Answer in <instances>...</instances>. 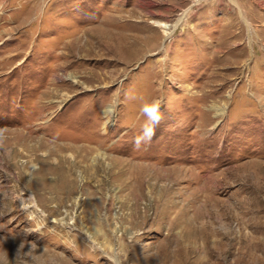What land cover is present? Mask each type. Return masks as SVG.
<instances>
[{
    "label": "rangeland",
    "instance_id": "374dc122",
    "mask_svg": "<svg viewBox=\"0 0 264 264\" xmlns=\"http://www.w3.org/2000/svg\"><path fill=\"white\" fill-rule=\"evenodd\" d=\"M0 264H264V0H0Z\"/></svg>",
    "mask_w": 264,
    "mask_h": 264
},
{
    "label": "clouds",
    "instance_id": "9594fccd",
    "mask_svg": "<svg viewBox=\"0 0 264 264\" xmlns=\"http://www.w3.org/2000/svg\"><path fill=\"white\" fill-rule=\"evenodd\" d=\"M162 107L163 100L159 97H152L143 103L141 115L145 117V120L141 125L140 134L134 137V148L140 149L142 146L151 143L155 136L156 127L163 119Z\"/></svg>",
    "mask_w": 264,
    "mask_h": 264
},
{
    "label": "bare ground",
    "instance_id": "6f19581e",
    "mask_svg": "<svg viewBox=\"0 0 264 264\" xmlns=\"http://www.w3.org/2000/svg\"><path fill=\"white\" fill-rule=\"evenodd\" d=\"M110 110H111L110 108H107V109H106L107 112H110ZM30 201H31V200H30ZM23 203H24V202H23ZM160 212H161V211H160ZM160 212H159V210H158V214H160ZM170 213H171L170 209H169V210L166 209L164 215L167 216V215H169ZM176 221H177V222L175 223V225H174L171 229H173V228H175V227H177V226L180 227L179 219H178V220L176 219ZM181 227H182V226H181Z\"/></svg>",
    "mask_w": 264,
    "mask_h": 264
}]
</instances>
